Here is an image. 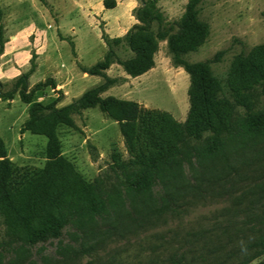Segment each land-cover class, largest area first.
<instances>
[{
	"label": "trees",
	"instance_id": "1",
	"mask_svg": "<svg viewBox=\"0 0 264 264\" xmlns=\"http://www.w3.org/2000/svg\"><path fill=\"white\" fill-rule=\"evenodd\" d=\"M140 1L134 10L137 22L128 32L106 39L109 49L101 60L90 66L80 65L83 72L102 76L104 81L72 102L57 106V100L35 101L36 91L46 86L55 88L56 82L48 78L30 88V71L19 75L9 89H4L0 81V101L13 99L18 93L29 104L22 132L47 137L44 167L36 175L15 180L12 160L0 136V216L8 234L21 246L44 247L56 241L54 253L46 260L56 254L62 258L86 254L95 250L96 243L114 235L127 236L154 226L163 214H180L190 201L202 196L203 184L214 180L210 163L225 154L230 142L264 139V108L255 109L253 100L256 86L264 92V42L233 57L227 76L230 95L226 96L211 66L224 50L206 60L186 58L188 53L198 51L210 34L209 24L199 18L203 0H188L183 15L174 21L166 19L158 0ZM106 5L116 6V1L106 0ZM1 31L0 25L2 50ZM162 40H167L174 65L182 66L190 75V108L184 122L168 111L146 108L136 100L103 95L118 81L106 73L113 63L120 64L132 77L143 75L155 66ZM124 41L133 55L122 59L113 45ZM238 106L245 109L243 114H236ZM92 107H99L118 122L131 155L124 161L118 153L113 154L114 166L124 177L112 187H104L99 179L89 182L62 151L58 127L77 128L73 115ZM206 134L203 143L190 145V141L202 140ZM214 225L173 236L167 244L141 245L135 263L249 264L263 256L259 264H264L263 220L257 229L247 228L251 234L242 238L229 226ZM5 259L0 243V264H6Z\"/></svg>",
	"mask_w": 264,
	"mask_h": 264
},
{
	"label": "rangeland",
	"instance_id": "2",
	"mask_svg": "<svg viewBox=\"0 0 264 264\" xmlns=\"http://www.w3.org/2000/svg\"><path fill=\"white\" fill-rule=\"evenodd\" d=\"M115 1L116 6H107L106 0H0L4 42L0 49V81L4 89L11 88L19 75L30 71V88L48 78L56 82L55 88L46 86L36 91L34 100H57V106H63L102 83V76L83 72L80 65L90 66L101 60L109 49L106 39L124 36L135 18L133 5L141 4L140 0ZM187 2L158 0V5L166 19L174 21L181 18ZM199 9V18L209 24L210 34L199 50L188 53L186 58L206 60L224 50L220 60L211 66L221 80L222 93L229 96L227 76L231 60L264 42V0H203ZM113 47L122 59L133 55L125 41ZM106 73L118 81L104 96L130 97L146 108L165 110L179 121L186 120L190 75L182 66L174 65L167 40L159 43L155 66L139 79L124 82V69L117 62ZM253 100L255 109L264 108L260 85L253 90ZM28 107L18 93L13 99L0 101V136L12 160L15 180L36 175L46 162L47 137L21 130L28 118ZM244 111L241 106L236 108V114ZM73 117L77 128L63 124L58 127L63 154L89 182L99 179L104 187L117 184L124 174L114 166L113 154L118 153L124 161L131 158L118 122L99 107L85 109ZM206 136L190 141V145H200ZM225 150L215 163H210L214 180L203 184L202 196L190 201L186 210L163 214L154 226H146L140 233L114 235L96 243L95 250L86 254L63 258L56 254L46 260L54 253L56 241L44 247L21 246L8 234L0 216V243L6 264H136L141 245L167 244L166 240L173 236L211 229L216 223L231 227L240 238L250 235L247 228L257 229L264 221V139L230 142ZM262 258L249 264H259Z\"/></svg>",
	"mask_w": 264,
	"mask_h": 264
},
{
	"label": "crops",
	"instance_id": "3",
	"mask_svg": "<svg viewBox=\"0 0 264 264\" xmlns=\"http://www.w3.org/2000/svg\"><path fill=\"white\" fill-rule=\"evenodd\" d=\"M138 5H139V3H136V2H135V4L133 5V8H134V7H137ZM133 17H135V16L133 15ZM136 22H137V19H136V17H135V18L133 19V21L131 22L130 26H133ZM129 28H130V27H128L127 30H129ZM74 29H75V28H74ZM75 30H76V29H75ZM126 32H127V31H126ZM143 75H145V74H143ZM143 75H140V76H137V77H132V76L128 75L125 71H124V74H122V76L125 78L124 82H126V83L129 82L128 79H133V78L139 79V78L142 77ZM124 98H125V99H130V97H124Z\"/></svg>",
	"mask_w": 264,
	"mask_h": 264
}]
</instances>
